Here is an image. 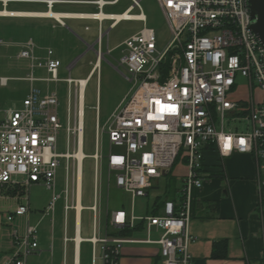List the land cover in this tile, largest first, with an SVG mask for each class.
Wrapping results in <instances>:
<instances>
[{
    "label": "built area",
    "instance_id": "1",
    "mask_svg": "<svg viewBox=\"0 0 264 264\" xmlns=\"http://www.w3.org/2000/svg\"><path fill=\"white\" fill-rule=\"evenodd\" d=\"M131 7L121 14L103 13L107 5L119 0H0L6 10L10 3H40L52 11L56 4H94L98 12L74 17H44L66 26L65 19L111 20V28L122 20L146 22L143 12L132 14L134 7L141 8L140 0H132ZM171 31V40L164 47L158 45L155 30L146 25L128 36L123 45L125 53L120 65L126 68L127 80L134 81L136 89L125 96L120 106L101 125L96 109V152L94 200L92 206L82 204L93 213V236L84 239L93 246L92 262L97 261V244H101L104 264H120L126 242L157 244L161 264H191V244L196 237L190 232L192 217L191 195L203 186L205 152L216 148L222 158L236 153L249 154L256 168L257 213L264 241V44L254 32L255 20L250 0H157ZM12 13V12H11ZM126 13L131 15L126 16ZM120 17H117V16ZM86 30L90 27L86 26ZM97 44V58H101L104 34L102 28ZM18 46L19 58L30 61L31 73L24 77L30 90L23 107L6 110L0 119V188H19L16 214L26 216L25 231L11 233L14 250L10 264H27V259L41 252L38 242L39 224L30 222L31 188L45 185L52 191V199L44 215L54 216L56 203L62 197L57 192V175L62 159L65 160L64 188V242L80 243L79 221L80 181L83 180V162L89 157L83 151L85 109L82 108L88 79L71 76L64 81L69 86L68 150L58 152V137L62 128L59 116V96L52 89L43 90L37 81L60 82L62 61L47 48L45 57L36 55V42L30 37L19 43L0 38L2 46ZM108 53L112 50L108 48ZM36 67L45 68L47 77H37ZM244 79V83L240 80ZM13 79L0 76V85ZM15 79V78H14ZM85 82V84H83ZM175 105V114L158 111L156 101ZM71 114L73 122L71 124ZM155 117L149 119V116ZM162 117V118H161ZM245 122V129L239 123ZM234 123V124H233ZM107 134L110 152L104 156L102 137ZM119 149L113 152V148ZM180 158H185L188 171L184 179L185 199L181 206L166 200L158 213L155 207L144 216H136L135 201L145 197L155 184L170 171ZM107 168L108 186L129 193L132 197L130 212L122 208L110 212L109 225L117 230H134L141 224L145 239H132L126 235H111L109 226L104 237H99V212L102 199L100 168ZM82 199V192H81ZM82 203V201H81ZM74 211V238L69 237V216ZM154 232L159 233L157 238ZM53 252V247L51 248ZM77 264V263H76Z\"/></svg>",
    "mask_w": 264,
    "mask_h": 264
},
{
    "label": "rangeland",
    "instance_id": "2",
    "mask_svg": "<svg viewBox=\"0 0 264 264\" xmlns=\"http://www.w3.org/2000/svg\"><path fill=\"white\" fill-rule=\"evenodd\" d=\"M133 4L132 0H119L117 4L107 5L103 8V12L107 14H121L127 11ZM141 8L134 7L130 10L132 14L143 12L146 16V22L137 20H122L111 28V20H105L100 23L98 20H80V19H65L67 26H60L54 19L50 18H34V17H2L0 16V38L7 41L21 42L34 37L35 41L43 44L45 47H50L54 50L55 56L62 61V66L59 69L60 82H53L48 85L47 82H37V85L46 89V86L56 92L59 96L61 105L59 108V116L62 123L60 134L58 137V152H67L68 150V133L69 125V86L66 78L69 77V66L71 67V76L73 78H85L90 72L93 62L97 59V44L93 46L102 28L103 45L102 52L104 58L103 64L100 66L97 74L88 82L85 90V135L83 143V151L89 155L83 162V182H82V204L91 206L94 202V172L95 161L92 154L96 152V109L97 104V77L102 74V88L99 90L100 98V123L106 125L111 117L107 108L116 103L121 97L132 93L137 85L134 81L130 82L126 78V68L120 65V60L125 53V45L123 42L131 34L139 31L145 25L155 30L158 37V45L164 48L171 40V31L166 16L160 7L157 0H140ZM3 4L0 3V9H3ZM7 8L9 10H28V11H45L47 6L40 3H10ZM59 12H97L99 9L94 4H56L53 8ZM56 24V27L53 25ZM89 26L90 30L85 27ZM108 48L112 49V53H108ZM20 48L18 46H2L0 48V76H16V79H11L7 85H0V119L5 116L6 110H17L23 107V100L28 95L30 90V82L24 80L31 73L30 61L28 59L17 57ZM37 77H47L46 70H36ZM241 83L244 79L241 78ZM73 114H71V124L73 122ZM234 124V123H233ZM240 128L245 129V122L238 124ZM109 139L107 134L102 137V151L104 156H108L110 152ZM119 149L113 148V152H118ZM100 168L101 178L105 180L104 167ZM65 160L62 159L57 175V192L62 194V197L56 203V212L54 216L47 215L42 220L41 228H48L49 234L54 236H62L65 225L64 213V187H65ZM180 186V183L178 184ZM164 187V180L160 185ZM101 199V225L103 226L106 218V191L103 189ZM119 198L115 192L111 194L110 211L118 209L119 201L124 204V209L128 212L132 209L131 195L125 194ZM52 199V191L45 185H33L31 188V203L32 208L38 212L45 210ZM150 198H138L135 201V213L137 215L145 214L147 201ZM116 201L115 203L113 202ZM114 204H113V203ZM109 205V203H108ZM115 208H113L114 206ZM112 207V208H111ZM70 234L73 233L74 212L70 214ZM82 235L85 237L93 234V213L91 210L85 209L81 216ZM89 244H84L83 263L86 264V257L90 255Z\"/></svg>",
    "mask_w": 264,
    "mask_h": 264
},
{
    "label": "crops",
    "instance_id": "3",
    "mask_svg": "<svg viewBox=\"0 0 264 264\" xmlns=\"http://www.w3.org/2000/svg\"><path fill=\"white\" fill-rule=\"evenodd\" d=\"M53 26L56 27V24ZM32 38L34 39V37ZM35 42L37 45L36 55L41 58L45 57L47 54V47L37 41ZM54 57L60 59L55 56V52ZM103 58L104 55H102L99 60L97 58L95 62L90 60L89 63L92 65V68L87 77L76 79H88L89 82L97 74L100 66L103 64ZM74 63L75 62H73V64ZM73 64L70 66L72 67ZM39 69L46 70L45 68L36 67L34 73ZM8 77L13 79L17 78L16 76ZM37 82L35 83L36 85ZM48 88L49 87L46 86V89L43 90L45 91ZM101 88L102 74L97 77L96 106H98L99 109V118L102 108L99 98V90H101ZM126 94H124L119 101L107 108L111 116L120 106ZM83 101L85 109V91ZM205 162V169L202 172V178L204 179L203 186L201 188H195L191 195L192 217L189 228L191 234L196 237V240L190 246L192 254L191 264H264V241L256 207V168L253 157L249 154L236 153L230 157L222 158L216 148H213L205 152ZM187 171V160L185 158H180L175 166L170 171L166 172L159 182L155 184L154 188L144 197L145 199L150 198L149 201L146 202L145 214L137 215L134 210L135 215L144 216L155 207H157L156 210H158L166 200H173L177 206H181L185 199L182 188ZM104 172L105 180L102 178V188L106 191L107 207L103 226L100 220L101 209L99 212V237H104L106 234L111 212L109 209L111 194L115 192L116 195H119L118 199H120L122 195L128 194L115 185L108 186L106 167H104ZM217 173L220 174V176H214V174ZM163 180L164 187L161 189L160 185ZM179 183L180 186H178ZM15 191L16 190L10 186L3 189L0 188V264H10L9 258L15 247L11 233L15 229L18 230L20 234H23L27 223L26 216L16 214L17 206L22 200L18 198L19 190ZM113 202L115 203L116 201L113 200ZM118 206L124 209V204L120 201ZM113 208H115V206ZM43 212L44 210H41V212H38L37 209L34 210L31 203L30 222L39 224L37 239L41 252L30 256L27 259V264H82V249L84 244H89L90 246V255L86 257L85 262L86 264H93V246L90 242L84 240L86 238H91L93 235L88 237L83 236L81 228L78 239L82 238L83 240L80 243L73 240L65 243L64 232L62 236L58 237L54 236V234L50 235L47 227L41 228L42 220L47 216L44 215ZM82 212L79 216L80 222ZM108 228L110 232L113 229L111 227ZM72 229L73 233L70 234L69 226L68 235L74 238V223ZM153 234L155 238L159 236L157 232ZM126 236L132 239H145V229L139 224L136 229L131 230ZM219 241L226 242L227 250L225 257L213 256L215 243ZM100 245L101 244H97L96 255L98 258L95 264H104L101 258L102 250ZM52 247L53 252L51 251ZM120 264H161L160 247L157 244L126 242L123 245Z\"/></svg>",
    "mask_w": 264,
    "mask_h": 264
},
{
    "label": "bare ground",
    "instance_id": "4",
    "mask_svg": "<svg viewBox=\"0 0 264 264\" xmlns=\"http://www.w3.org/2000/svg\"><path fill=\"white\" fill-rule=\"evenodd\" d=\"M12 12V13H11ZM83 12H59V11H26V10H22V11H18V10H9L8 8L6 10L2 9L0 10V16L3 15H17V16H34V15H42V16H53L55 18L60 19L61 17H74L76 15L82 14ZM85 14H89V13H85ZM101 17L104 15H107V13H102L99 14ZM122 15V14H121ZM126 16L131 15L130 13H126ZM117 17H120L119 15ZM83 84H85V82H83ZM82 108H84V101L82 100ZM81 191H82V178L80 181V200H79V216L81 213V207H82V203H81ZM80 240V238L78 239Z\"/></svg>",
    "mask_w": 264,
    "mask_h": 264
},
{
    "label": "water",
    "instance_id": "5",
    "mask_svg": "<svg viewBox=\"0 0 264 264\" xmlns=\"http://www.w3.org/2000/svg\"><path fill=\"white\" fill-rule=\"evenodd\" d=\"M250 7L255 20L253 30L264 44V0H250Z\"/></svg>",
    "mask_w": 264,
    "mask_h": 264
},
{
    "label": "trees",
    "instance_id": "6",
    "mask_svg": "<svg viewBox=\"0 0 264 264\" xmlns=\"http://www.w3.org/2000/svg\"><path fill=\"white\" fill-rule=\"evenodd\" d=\"M0 10H2V9H0ZM2 17H4V16H2ZM214 176H220V174L217 173V174H214ZM13 189H15L16 191L19 190V188H13ZM155 212L158 213L159 211L155 210ZM108 226L110 227L109 223H108ZM130 232H131V230H117V229L113 228L112 231L110 232V234L114 235V236L115 235L121 236V235H127ZM226 250H227L226 242H223V241L216 242L215 247H214L213 256L214 257H225L226 256Z\"/></svg>",
    "mask_w": 264,
    "mask_h": 264
},
{
    "label": "snow or ice",
    "instance_id": "7",
    "mask_svg": "<svg viewBox=\"0 0 264 264\" xmlns=\"http://www.w3.org/2000/svg\"><path fill=\"white\" fill-rule=\"evenodd\" d=\"M157 105L159 106L158 107V111L161 112V113H164V112H167V113H170V114H175L176 111H177V108L175 105H171V104H163L161 103L159 100L156 101ZM155 117L153 116H149V119H154ZM162 118V117H161Z\"/></svg>",
    "mask_w": 264,
    "mask_h": 264
}]
</instances>
